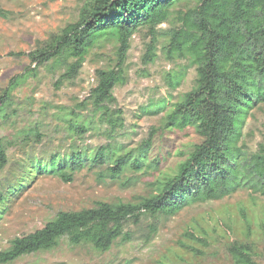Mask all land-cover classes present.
Returning a JSON list of instances; mask_svg holds the SVG:
<instances>
[{
  "label": "rangeland",
  "instance_id": "1",
  "mask_svg": "<svg viewBox=\"0 0 264 264\" xmlns=\"http://www.w3.org/2000/svg\"><path fill=\"white\" fill-rule=\"evenodd\" d=\"M195 3H176L158 31L178 25L177 13ZM85 4L86 0H0V93L12 77L25 76L0 113V139L7 154V164L0 170V251L8 248L14 237L43 227L58 211L88 208L98 201L134 202L151 194L155 182L173 175L193 145L200 142L191 127H162L166 113L194 86L195 64L189 57L167 59L161 42L154 61L143 64L141 58L150 40L146 29L129 39L123 65L125 81L113 88L116 105L123 113V128L109 139L107 126L95 117L82 136L67 131L61 110L84 101L86 109L75 110L88 118L95 70L114 66L117 42L111 38L97 41L76 72L63 79L59 77L72 61L69 55L35 66L24 54L75 22ZM28 67L34 71L26 72ZM168 73L182 74L177 88L168 85ZM263 135L264 105L248 117L242 142L255 149ZM148 137L152 141L145 153L147 166L137 172L126 170L118 180H101L95 169L87 166L76 170L71 181L49 171H36L35 158L46 162L53 153H67L75 146L93 152L110 140L126 151ZM124 230L130 232L129 240L116 241L106 251L85 243L72 244L62 237L52 249L0 264H236L228 251L233 240L247 243L253 262L264 264V193L238 189L172 214H142L138 221H128ZM191 232L203 237L205 245L194 240Z\"/></svg>",
  "mask_w": 264,
  "mask_h": 264
},
{
  "label": "trees",
  "instance_id": "2",
  "mask_svg": "<svg viewBox=\"0 0 264 264\" xmlns=\"http://www.w3.org/2000/svg\"><path fill=\"white\" fill-rule=\"evenodd\" d=\"M181 1L86 0L75 22L24 54L35 66L64 53L69 55L72 61L60 75L63 79L76 72L97 41L114 39V66L95 70L96 83L89 98L91 114L87 118L75 110L86 109L83 101L77 107L62 109L60 118L67 131L77 137L97 117L112 139L124 126L113 88L125 81L123 65L129 39L146 29L150 40L141 58L143 64L154 61L160 42L167 59L189 57L195 64L194 86L166 113L162 127H191L200 142L193 145L173 175L155 182L151 194L134 202L98 201L88 208L58 211L43 227L14 237L8 248L0 251V263L52 249L62 237L72 244L85 243L106 251L116 241L129 240L131 234L124 226L130 220L138 221L142 214H172L189 204L221 199L238 189L264 193V135L255 149L242 142L248 117L264 105V0H195L194 6L177 13L178 25L159 32L158 25L168 21L171 9ZM31 71L34 69L26 68V72ZM23 79V74L12 77L0 93V113ZM181 79V73H168L172 89ZM34 135L39 139L37 130ZM151 141L148 137L137 148L126 151L111 140L93 152L75 146L67 153H53L46 162L35 158L36 171H49L71 181L76 170L87 166L95 169L101 180H118L126 170L137 172L147 166L145 153ZM6 164L7 154L0 139V170ZM191 237L201 245L206 243L201 236L192 233ZM189 249L202 252L195 247ZM228 251L236 264H255L247 243L233 240Z\"/></svg>",
  "mask_w": 264,
  "mask_h": 264
}]
</instances>
